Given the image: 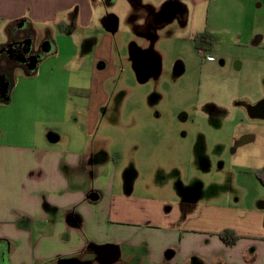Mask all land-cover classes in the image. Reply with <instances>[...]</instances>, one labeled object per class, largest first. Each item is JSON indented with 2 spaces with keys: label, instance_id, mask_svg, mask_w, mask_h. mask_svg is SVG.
Returning <instances> with one entry per match:
<instances>
[{
  "label": "rangeland",
  "instance_id": "1",
  "mask_svg": "<svg viewBox=\"0 0 264 264\" xmlns=\"http://www.w3.org/2000/svg\"><path fill=\"white\" fill-rule=\"evenodd\" d=\"M84 1L62 32L50 27L56 53L48 45L44 61L32 57L34 74L0 76V143L55 135L92 151L96 169L108 159L125 223L154 225L157 211L163 229L166 217L207 203L264 197L255 176L264 121L249 111L264 89V0H164L178 2L185 19L162 21L154 2L88 0L87 10ZM107 16L119 21L114 34L104 30ZM198 26L210 33L209 49L194 46Z\"/></svg>",
  "mask_w": 264,
  "mask_h": 264
},
{
  "label": "crops",
  "instance_id": "2",
  "mask_svg": "<svg viewBox=\"0 0 264 264\" xmlns=\"http://www.w3.org/2000/svg\"><path fill=\"white\" fill-rule=\"evenodd\" d=\"M58 1L66 6L57 9L54 3L49 8L47 0H0V53L13 48V40L27 49L20 63L7 65L1 59V77L17 68L31 76L34 71L27 67L32 57L44 61L47 54L42 52L48 45L56 53L55 30L50 27L62 32L78 4ZM148 1L157 10L161 7L156 16H163L173 2L178 8L169 19H185L178 2H142ZM109 17L115 20L113 32L105 29V20L103 27L114 34L119 21ZM192 31L194 37L208 30L198 26ZM259 93L256 104L264 100V89ZM253 117L264 121V114ZM89 120L87 116L86 127ZM35 141L38 144L0 143V264H264V197H255L249 206L222 200L207 203L191 216L183 212V218L166 217L169 223L163 229L156 225L161 217L157 211L151 214L154 225L125 223L128 210L124 197L113 196L108 159L96 169L92 151H75L55 135ZM262 167L264 163L256 170ZM134 213L135 219L141 216ZM225 230L239 236L234 245L219 238Z\"/></svg>",
  "mask_w": 264,
  "mask_h": 264
},
{
  "label": "flooded vegetation",
  "instance_id": "3",
  "mask_svg": "<svg viewBox=\"0 0 264 264\" xmlns=\"http://www.w3.org/2000/svg\"><path fill=\"white\" fill-rule=\"evenodd\" d=\"M178 8V6L176 4H174L173 2L167 4V8H166V13L163 16H156V20L157 21H162V20H168L169 17L172 15V13H174V11ZM182 19V16H177V18ZM105 23H106V28H110L112 26H114L115 24V20L109 16H107L105 18ZM16 40H13V48H9L7 49L6 52L4 53H0V61L2 58L6 59V64L10 65V64H16V63H20L21 60L24 59V56L26 57L27 55H25L27 49L26 47H22L21 44L19 45L18 43H16ZM9 51V52H8ZM30 51L28 50V53ZM30 54H35V53H30ZM32 56V55H31ZM135 56L138 60L142 59V56L140 55V52H136ZM8 59V60H7ZM10 60V61H9ZM10 62V63H9ZM8 70V69H6ZM256 109V113L255 114H264V100L259 102L258 104H254L252 105V107L249 109V111H251V114L254 113V110ZM254 114H252L253 116Z\"/></svg>",
  "mask_w": 264,
  "mask_h": 264
},
{
  "label": "trees",
  "instance_id": "4",
  "mask_svg": "<svg viewBox=\"0 0 264 264\" xmlns=\"http://www.w3.org/2000/svg\"><path fill=\"white\" fill-rule=\"evenodd\" d=\"M210 33L208 31H202L196 33L193 37L194 46L200 50L202 47H206L209 49L211 47V38ZM31 73V72H30ZM256 178L259 180L260 184L264 187V167L259 169L256 174ZM264 224V222H263ZM219 238L224 242L226 245H234L235 242L238 240L239 236L236 235L233 231L225 230L219 233Z\"/></svg>",
  "mask_w": 264,
  "mask_h": 264
},
{
  "label": "water",
  "instance_id": "5",
  "mask_svg": "<svg viewBox=\"0 0 264 264\" xmlns=\"http://www.w3.org/2000/svg\"><path fill=\"white\" fill-rule=\"evenodd\" d=\"M113 28H114V27H110V28H106V27H105V29H106L107 31H110V32H113ZM45 49H46V48H45ZM43 53H44V51H43ZM134 54H135V52H134Z\"/></svg>",
  "mask_w": 264,
  "mask_h": 264
}]
</instances>
